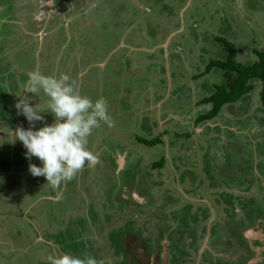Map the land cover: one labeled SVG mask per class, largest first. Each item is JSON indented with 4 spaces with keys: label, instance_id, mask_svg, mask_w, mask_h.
Returning <instances> with one entry per match:
<instances>
[{
    "label": "rangeland",
    "instance_id": "1",
    "mask_svg": "<svg viewBox=\"0 0 264 264\" xmlns=\"http://www.w3.org/2000/svg\"><path fill=\"white\" fill-rule=\"evenodd\" d=\"M49 1L0 0V264H47L46 257L56 249L95 255L107 264H138L122 241L129 233L139 241L152 239L156 233L157 243L165 244L166 230L158 229L154 212L166 218L160 221L162 226L169 219L172 226L180 227V233L196 232L199 239L194 247L180 246L170 255L182 257L179 264H197L204 238L199 230L209 218L196 211L212 214V207H231L232 195L243 194L239 188L212 186L222 179L233 180L246 164L245 158L237 160L218 146L222 138L218 126L226 123L243 133L225 132L230 141L236 137L245 143L243 147L257 148L258 140L264 138L247 135L257 130L264 133L259 81L244 98L225 105L206 121L213 127L203 122L202 127L196 124L192 129L195 115L204 110L198 101L222 81L217 69L207 74L203 70L210 59L226 56L218 37L236 46V58L242 63L256 58L254 49L264 50V0H75L78 6L71 9L72 0H53V5L58 1V8L48 6ZM4 16L12 22L3 21ZM37 67L46 74H70L80 84L78 91L94 102L106 98L115 121L113 127L102 124L90 138L88 148L98 162L63 186L59 202L54 200L58 190L29 171V163L39 166V159H26L22 142L11 136L18 126L29 127L17 113L15 104L20 97L16 95L26 74ZM26 95L33 97L30 103L40 102L35 94ZM44 115L51 123L52 115ZM212 135L218 139L212 140ZM138 137L160 138L161 142L150 146ZM220 142L227 145L229 141ZM201 145L219 147L228 156L224 163L229 165L230 178L216 170L224 169L220 157L217 163L206 148L200 153L197 147ZM180 148L189 149L188 155L182 158ZM263 148L264 144L257 153L262 154V160L255 163L258 170L264 164ZM121 158L124 165L121 162L119 167ZM126 185L152 204L119 208L116 193ZM191 208L194 214L189 213ZM218 217L214 222L219 221L239 239L238 224L230 216H225V222L221 211ZM251 240L248 247L254 250L260 242ZM215 244H210L216 252L213 256H222L217 264L225 261V253L233 258L228 253L236 245L226 248L222 240ZM144 247L147 254L156 251ZM168 261L172 262L169 256ZM231 262L228 259L223 264Z\"/></svg>",
    "mask_w": 264,
    "mask_h": 264
},
{
    "label": "clouds",
    "instance_id": "2",
    "mask_svg": "<svg viewBox=\"0 0 264 264\" xmlns=\"http://www.w3.org/2000/svg\"><path fill=\"white\" fill-rule=\"evenodd\" d=\"M26 77L16 95L20 98L15 108L29 127L18 126L11 136L22 142L26 159H39V166L29 163V171L34 177L43 176L48 185L58 190L54 200L59 202L63 199V186L98 162V156L88 148L90 138L102 124L113 127L115 121L109 112V101L99 98L94 102L82 94L78 80L68 73L46 74L37 67ZM26 93L35 94L40 102L30 103L33 97ZM46 113L52 115L51 123L46 122ZM38 123L42 126L38 127ZM46 260L47 264H107L95 255H75L59 249Z\"/></svg>",
    "mask_w": 264,
    "mask_h": 264
},
{
    "label": "flooded vegetation",
    "instance_id": "3",
    "mask_svg": "<svg viewBox=\"0 0 264 264\" xmlns=\"http://www.w3.org/2000/svg\"><path fill=\"white\" fill-rule=\"evenodd\" d=\"M53 1V0H52ZM58 2V1H57ZM57 2H54L55 4ZM57 5V4H56ZM55 5V6H56ZM57 8L60 6H56ZM70 9L71 7H75V6H68ZM69 9V10H70ZM50 16H54L51 14H48V17ZM47 17V18H48ZM3 21H8V22H12L9 21V18L7 19L6 16H4ZM23 27V25H22ZM1 38V36H0ZM2 41V39H1ZM0 41V44H1ZM3 46V43H2ZM260 92V91H259ZM260 96V95H259ZM245 97V96H244ZM243 97V98H244ZM260 98V97H259ZM236 103V102H235ZM232 103V104H235ZM202 108V106H201ZM204 108V107H203ZM201 111V110H200ZM199 111V112H200ZM198 115H195V119L192 120V129L194 130L196 127L194 125H198L201 124L200 127H202L204 125V123H206V125L210 124L207 122H204L202 124V122H197ZM248 126V124H246ZM210 126H212L210 124ZM213 127V126H212ZM217 127V126H216ZM218 128L220 130H218V132H220V136L222 135V138L218 139V136H214L212 135L211 139L212 140H217L218 142V146L225 148L227 150L230 151V154L233 155L237 160L240 159L241 161H246L245 166H241L239 169V173H236L234 171V173H236V175L233 177V180L229 177V175L231 176L230 173V168L229 165L226 166L224 161L228 156H224V152H220L219 151V147H217V149L213 146L211 147L210 145H206V146H202L203 145V141L201 142V146L197 147L200 150V153L204 152V148H206V150H209L211 153H213L215 161L217 159H219L221 161H218L219 163H223V170L221 169H216L218 173H222L223 172V177H229L230 179H222L220 181V183H215L214 185H212L213 187L216 188V186H219V184L221 185H225L228 189L233 190L236 188H239V192L243 193L242 195L239 194V196H233L234 198V202L231 203V207H228L227 205H225L223 207L222 205V210L220 208V206L215 203H212L215 206V208L213 209L212 207V214L210 213V211L208 212V214H205L203 212V214H201V212L196 211L198 213V216L201 215L202 217L207 216V218H209L208 223L206 224L205 227L200 228L199 233L202 234L204 236L201 244H200V251L202 252V255L200 257L199 261H196L197 264H217V259L222 257L221 255L218 256H213L214 254H216L214 248H212V245L214 247H216L215 242L217 240H222L224 242V244H226V248H229V246H235L236 250H233V253H228L230 255H233V258H230V256L227 255V253L223 254L224 255V259L225 261H219V264H223L227 263L228 259L233 260V263L231 262V264H264V164H262L263 166L261 167L260 170L257 169V167H255V163L260 162V160H262V154H257L259 152L260 149H262L263 144H264V138H260L258 140V144H257V148H252L250 147H243L245 145L242 144L240 141H238V138L235 137V139H237L236 141L232 142L229 140V136L226 135L225 132H234L237 134H243V133H238L240 132L239 130L233 131L231 130L230 126H228L226 123H223L222 125L218 126ZM247 128V127H246ZM218 132L216 133L218 135ZM182 134V133H180ZM184 134V133H183ZM184 135H189V133H185ZM248 136H253L256 135L255 137L257 138V135H262L264 136V133L262 130H257V132H249L247 133ZM231 137V136H230ZM234 139V137H232ZM228 140L229 142H227V145H225V143L223 142L220 145V140ZM225 145V147H224ZM259 145V148H258ZM203 147V148H201ZM264 149V148H263ZM180 153L182 154V158L186 155H188L189 153V149L187 148H180ZM226 150V151H227ZM251 150L255 152V156L254 158H252L253 154L251 153ZM238 157V158H237ZM191 160V159H188ZM212 160V159H211ZM217 162V161H216ZM217 162V163H218ZM194 165H197V161L194 160ZM247 163L249 164L247 166ZM252 163V164H251ZM212 164V163H211ZM181 165L182 168L186 167V165H183L181 162L178 164ZM214 166V164H212ZM171 167L173 168V166L171 165ZM222 167V166H221ZM234 170V169H233ZM242 170V171H241ZM172 172H174V168L172 170ZM214 173H216V171H214ZM217 174V173H216ZM237 177V178H235ZM261 177V178H260ZM241 189V190H240ZM119 190V189H118ZM117 190V197L120 199V202L122 205L119 208H122L123 206H142V207H147L146 205H151L152 202L150 203V201L148 199H146V196H144L143 194H139L137 193V190L129 185V186H122L120 188L119 192ZM227 194H229L228 190L226 191ZM125 194H127L125 196ZM149 194V193H148ZM201 196V193H200ZM139 199V200H138ZM142 199V202H141ZM200 201V200H198ZM197 201V202H198ZM141 202V203H140ZM196 202V201H195ZM201 202V201H200ZM202 204V202H201ZM200 204V205H201ZM197 207H199L200 205L196 204ZM113 208H116L115 206H112ZM206 207H210L209 205H207ZM217 207V210H216ZM260 208V210H259ZM192 209H190V214H194L192 212ZM195 210H197V208H194ZM259 210V211H258ZM221 211V214L224 215V220H225V216H230V220L232 221V223H237L238 224V230H240L239 234V239H235V234L234 233H227L224 230V225H221L219 223V221L217 223L214 222L215 218L217 217V219L219 218V212ZM155 216L159 219H157V225L159 226L158 229L162 228V230H166V232H163L165 240L164 243H157V237H156V233L154 238H149L148 240H142L139 241L138 238L134 235H131L130 233L126 235L125 239L122 241L123 245H124V249L127 251V253H131V257L133 259H135L138 264H142V262H144L145 264H179L182 261V257H172L170 254H172L173 251H176V248H180L181 247H186V249L188 247L191 246L194 247L199 239L198 236H196V232L193 234H183L180 233L178 231V229H180L179 226H177L176 224H174L172 226V223L169 222V219H167L168 223H164V226L161 225L160 221L164 220V222L166 221V218L163 217V213L160 212H154ZM167 214L170 213H166L165 215L167 216ZM153 215V213H152ZM162 216V217H161ZM170 217V215L168 216ZM203 219V218H202ZM201 220H199L198 224L201 223ZM226 222V220H225ZM198 224L196 223L194 225V227L196 228L198 226ZM220 226L221 227V232H219V230L217 229L216 226ZM171 230V231H170ZM197 231V228H196ZM174 232V233H173ZM162 233V232H161ZM190 233V232H188ZM221 233V235H220ZM169 234H171V238L169 236ZM232 237V238H231ZM244 238L246 239V241H242L241 239ZM251 239H255L256 241H259L260 243L258 245H255L256 248L254 250H251L248 245H251L252 240ZM132 242L130 244H128L129 241ZM180 240V241H179ZM236 242V244H235ZM212 244V245H210ZM144 245H148L150 248L149 250H153L154 248L156 249L154 254H147L146 253V247H144ZM168 250V253L166 250ZM164 251L166 252V254L164 255ZM122 253V252H120ZM203 254L205 255L203 257ZM130 255V254H128ZM225 255L228 256L229 258H225ZM168 256L170 258V260L172 261L171 263L168 261ZM146 260V261H144Z\"/></svg>",
    "mask_w": 264,
    "mask_h": 264
},
{
    "label": "trees",
    "instance_id": "4",
    "mask_svg": "<svg viewBox=\"0 0 264 264\" xmlns=\"http://www.w3.org/2000/svg\"><path fill=\"white\" fill-rule=\"evenodd\" d=\"M217 39L223 45L226 56L224 59H210L203 74L217 69L222 81L214 83L213 90L198 101L200 106L204 105V110L199 112L197 122L203 123L216 117L225 105L235 103L250 93L256 81L261 84L259 95L264 107V50L254 49L256 58L249 63H242L236 58L238 50L232 42L223 37ZM138 140L150 146L161 142L160 138L155 137L150 140L138 137Z\"/></svg>",
    "mask_w": 264,
    "mask_h": 264
},
{
    "label": "crops",
    "instance_id": "5",
    "mask_svg": "<svg viewBox=\"0 0 264 264\" xmlns=\"http://www.w3.org/2000/svg\"><path fill=\"white\" fill-rule=\"evenodd\" d=\"M73 2H71V3H69L70 4V6H78V2L77 1H75V0H72ZM52 0L51 1H49V2H47V5L48 6H52L53 4H52ZM40 5V4H39ZM56 4L54 3V5L53 6H55ZM41 6V5H40ZM48 13H49V10L47 11ZM26 27H28V26H26ZM118 162H119V160H118ZM122 162H123V165H124V160H122ZM120 163V162H119ZM121 166V165H120Z\"/></svg>",
    "mask_w": 264,
    "mask_h": 264
},
{
    "label": "water",
    "instance_id": "6",
    "mask_svg": "<svg viewBox=\"0 0 264 264\" xmlns=\"http://www.w3.org/2000/svg\"><path fill=\"white\" fill-rule=\"evenodd\" d=\"M122 160H123V158L120 159L119 167H120V165H121Z\"/></svg>",
    "mask_w": 264,
    "mask_h": 264
}]
</instances>
